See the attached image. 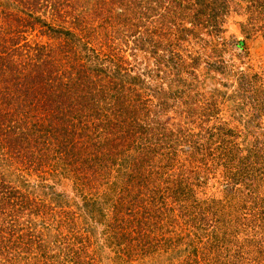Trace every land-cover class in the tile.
Wrapping results in <instances>:
<instances>
[{"label":"rangeland","instance_id":"1","mask_svg":"<svg viewBox=\"0 0 264 264\" xmlns=\"http://www.w3.org/2000/svg\"><path fill=\"white\" fill-rule=\"evenodd\" d=\"M0 196V264H264V0H0Z\"/></svg>","mask_w":264,"mask_h":264},{"label":"trees","instance_id":"2","mask_svg":"<svg viewBox=\"0 0 264 264\" xmlns=\"http://www.w3.org/2000/svg\"><path fill=\"white\" fill-rule=\"evenodd\" d=\"M62 15H63V12L61 13ZM51 80V79H50ZM201 99V98H200ZM202 100V102H204L205 103V105L207 106V108L208 107H211V109L213 108V111H214V109H215V106H214V104H215V102H213L212 100H209L208 102H207V100H208V98H202L201 99ZM200 100V101H201ZM36 104H37V101L35 102ZM48 104H49V100H48ZM48 104H46V106L48 105ZM87 117V116H86ZM228 134V133H227ZM24 145H25V143H23ZM0 198H1V196H0ZM7 199V198H6ZM7 201H9V204H11V201L10 200H7ZM3 207V205L1 206V208ZM7 207V206H6Z\"/></svg>","mask_w":264,"mask_h":264}]
</instances>
